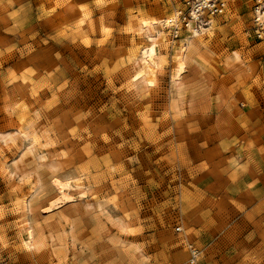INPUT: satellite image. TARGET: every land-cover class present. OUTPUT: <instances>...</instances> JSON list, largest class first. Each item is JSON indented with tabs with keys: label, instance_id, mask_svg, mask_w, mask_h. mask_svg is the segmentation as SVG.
I'll return each mask as SVG.
<instances>
[{
	"label": "rangeland",
	"instance_id": "obj_1",
	"mask_svg": "<svg viewBox=\"0 0 264 264\" xmlns=\"http://www.w3.org/2000/svg\"><path fill=\"white\" fill-rule=\"evenodd\" d=\"M225 2L149 85L140 21L184 0H0V264H264V39Z\"/></svg>",
	"mask_w": 264,
	"mask_h": 264
},
{
	"label": "bare ground",
	"instance_id": "obj_2",
	"mask_svg": "<svg viewBox=\"0 0 264 264\" xmlns=\"http://www.w3.org/2000/svg\"><path fill=\"white\" fill-rule=\"evenodd\" d=\"M173 10L170 14H168L164 18H155V19L144 18L140 21V28L145 32L147 36V42L142 46L140 51L141 63L139 64V68L132 76L133 80H135L136 82L143 81L145 84H149V85H152L154 83L155 67L157 66V62L160 59V45L161 43L166 42V40H169V38H167V35L164 33L162 29L171 26L173 31L175 30L178 31L181 25L179 10L177 9L174 11ZM209 21L213 22V20L211 19ZM211 27H212L211 23L210 26L208 27L203 25L195 26L193 21H189L188 29H190V34L185 37L180 48L175 52L176 77H180L182 71H184L186 64V55H185L186 48L192 46L193 42H195L202 35V33L209 30ZM175 81L176 84L178 85L180 84L179 80H175ZM17 132L21 133V130H17ZM0 138L2 140L9 141V140H13L15 138V135L7 136V135H2V133L0 132ZM57 187L62 199L70 198L71 197L70 191L75 189L73 188L74 185L69 181L67 182L58 181ZM35 193L36 192H32L31 197L28 201L30 210H31V202L35 196ZM27 199L28 197L26 198V200ZM22 228L25 230L26 245L30 248V250H34V248L39 242L37 240L38 238L34 236L35 233L34 231L37 230L38 228L32 225L28 220H25L23 222ZM111 257L112 255H109L107 257L106 263L104 264H121L119 262L123 261L124 259V258H118L117 260Z\"/></svg>",
	"mask_w": 264,
	"mask_h": 264
},
{
	"label": "built area",
	"instance_id": "obj_3",
	"mask_svg": "<svg viewBox=\"0 0 264 264\" xmlns=\"http://www.w3.org/2000/svg\"><path fill=\"white\" fill-rule=\"evenodd\" d=\"M184 3L186 6L185 13L180 11L179 15L184 21H193L194 24L195 22L207 21L211 16L223 13L226 8L225 0H184ZM253 10L256 37L264 39V0H255ZM175 32L178 33L177 30Z\"/></svg>",
	"mask_w": 264,
	"mask_h": 264
},
{
	"label": "crops",
	"instance_id": "obj_4",
	"mask_svg": "<svg viewBox=\"0 0 264 264\" xmlns=\"http://www.w3.org/2000/svg\"><path fill=\"white\" fill-rule=\"evenodd\" d=\"M212 20V19H211ZM262 208V207H261ZM259 207H257V206H251L250 208H249V210H248V212L247 213H245L246 215H249L250 217H249V219L251 218V219H253V220H251L252 222L254 221V220H256V218H257V216H258V211H259ZM247 218H245L244 220H246ZM246 222H248V221H246ZM250 222V221H249Z\"/></svg>",
	"mask_w": 264,
	"mask_h": 264
}]
</instances>
